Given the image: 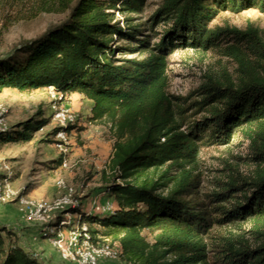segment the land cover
I'll use <instances>...</instances> for the list:
<instances>
[{
    "label": "trees",
    "instance_id": "obj_1",
    "mask_svg": "<svg viewBox=\"0 0 264 264\" xmlns=\"http://www.w3.org/2000/svg\"><path fill=\"white\" fill-rule=\"evenodd\" d=\"M64 2L62 11L74 0ZM147 2L77 0L64 22L0 58V93L48 87L77 93L93 103L90 122L109 124L112 154L101 173L115 208L105 214L79 206L69 211L87 225L92 243L100 237L116 242L122 263L264 264V40L251 27H210L221 12L264 14V0H160L143 23L135 25L132 17H125V25L114 21L115 10L141 16ZM152 37L159 40L150 46ZM116 38L130 45L111 47ZM186 48L216 49L236 65L231 77H208L189 103L168 92L166 74L167 56ZM134 52L147 55L116 58ZM48 123L28 119L0 133V141L29 142ZM245 125H254L263 138L254 148V176L231 179L208 200L226 206L210 209L195 198L198 182L190 164L201 145L228 144ZM72 130L82 131L66 129ZM58 131L52 129L45 141L54 143ZM61 221L53 227L62 228ZM238 222L251 223L248 239L221 237L210 249L213 227ZM11 234L0 226V264H43L10 243Z\"/></svg>",
    "mask_w": 264,
    "mask_h": 264
},
{
    "label": "rangeland",
    "instance_id": "obj_2",
    "mask_svg": "<svg viewBox=\"0 0 264 264\" xmlns=\"http://www.w3.org/2000/svg\"><path fill=\"white\" fill-rule=\"evenodd\" d=\"M64 1L0 0V58L8 56L23 42L37 38L48 29L64 22L77 0L70 4V9L62 11L60 3H65ZM159 3L160 0H148L146 9L138 17L115 10L113 12L114 21L125 25L123 23L125 17H132L135 19L133 22L135 25L143 23ZM210 27H229L240 31L251 27L257 29L264 40V14L254 9L240 13L221 12L210 23ZM143 31V34L152 35L150 31ZM155 31L161 32L159 28ZM139 37L142 38V36ZM158 40V37H152L150 46L158 43ZM128 45H130L128 42L117 38L111 43V47ZM146 55L147 52H134L126 55L116 54V58L133 59ZM235 68L233 60L216 49L206 52L190 48L179 49L167 56L168 92L180 98L181 101L186 98V102L189 103L194 98L193 92L205 83L208 77L216 79H222L224 76L231 77L234 75ZM75 97L74 100L70 98V95L59 98L45 89L30 93H19L16 90L8 89L0 93V105L5 110L0 118L3 119L2 124L7 128L31 118L49 121L48 125L34 132L29 142L0 144V178L4 176L3 166L8 165L13 174L10 178L12 188L35 205H52L63 194V191L57 187V182L63 181L66 186L75 189V194L72 196V200L76 202L75 207L79 206L83 211L89 213L93 212L91 208L94 199L88 198L92 194L108 197L114 202V199L105 190L101 173L111 157L113 140L109 124L105 122L90 124L88 122L89 106L86 104L88 102H85V98L80 94ZM52 105L68 107L77 115L76 126L82 129L79 133L74 130L73 133H70V144L65 157L68 163L66 168L60 167L57 163L59 159L62 160V156L58 154L54 143L45 141L46 135L56 127L52 120ZM186 112L189 115L193 110L189 108ZM259 144H263V138L258 134L255 126L245 125L235 130L228 144L201 145L194 162L189 167L198 182L195 198L208 203L209 196L224 189L225 184L231 179L252 178L257 165L253 158L254 148ZM103 147H105L104 152L102 151ZM24 191L25 194H23ZM224 205L226 206L225 203L220 202L208 203L210 209ZM69 209L66 208L62 212L54 211L51 213L49 223L40 224L37 228L40 243L50 248L52 246L48 238L55 236L58 230L65 237L75 229L81 230L78 214L65 215L64 212H70ZM0 219L6 223L4 227L12 232L10 243L16 242L18 245V228L27 229L23 226L24 222L31 221L27 220L16 201L0 204ZM58 219L65 221L66 225L56 229L53 226ZM3 222L0 221V225ZM85 227L87 228L86 224ZM94 228L101 230L98 226ZM250 229V222H238L235 226L231 224L215 226L209 235L210 249H212L213 243H218L221 237L237 239L238 235H242L248 239ZM143 234L151 241L149 233L144 231ZM99 239H102L99 244H109L111 248L115 249L116 242L111 238L100 237ZM28 253L43 264L56 263L43 257L44 252L37 248ZM213 257L211 252L209 254L210 261L213 260ZM61 261L67 264L62 259ZM98 264L124 263L118 258L101 259Z\"/></svg>",
    "mask_w": 264,
    "mask_h": 264
},
{
    "label": "built area",
    "instance_id": "obj_3",
    "mask_svg": "<svg viewBox=\"0 0 264 264\" xmlns=\"http://www.w3.org/2000/svg\"><path fill=\"white\" fill-rule=\"evenodd\" d=\"M53 96L59 98L65 97L61 93L54 90L53 87L45 88ZM52 120L55 122L59 131L54 137V146L62 156L61 167L68 166L65 159L68 153V145L70 144V133L66 129L77 123V115L65 105H52ZM5 113V110L0 105V116ZM0 118V133H5L9 128L2 124ZM4 176L0 178V204L2 202L16 201L21 207L27 220L38 224H47L51 220V213L56 210L64 211L66 208H75L76 202L72 200L75 194V189L68 187L63 181L57 182V187L63 191V194L52 204H33L29 202L25 196L19 195L11 185L10 178L13 176L8 165L3 166ZM115 208V204L111 199H106L103 203H98L96 200L92 202V211L97 214L111 213ZM65 215H71L70 212H64ZM79 216V215H78ZM80 216L78 217V220ZM70 220V219H69ZM67 221L68 223L70 221ZM66 225L65 221H61V226ZM81 230L75 229L68 233L65 237L61 233H56L55 236L49 237L50 245L58 252L59 257L67 264H98L101 259H118L121 254L120 246L115 243V249L109 244H94L90 240L89 233L85 227V223H80ZM49 235V233H46ZM51 236V235H50Z\"/></svg>",
    "mask_w": 264,
    "mask_h": 264
},
{
    "label": "crops",
    "instance_id": "obj_4",
    "mask_svg": "<svg viewBox=\"0 0 264 264\" xmlns=\"http://www.w3.org/2000/svg\"><path fill=\"white\" fill-rule=\"evenodd\" d=\"M45 89V88H44ZM44 89H40V90H44ZM8 90V89H6ZM78 94L77 93H74V94H70V98L71 99H75ZM85 102H88L86 104H88L89 106V117L91 116V107H92V101L90 100H87L85 99ZM89 117H88V122L90 124H94L92 122L89 121ZM0 144H9V143H5V142H2L0 141ZM113 145V144H112ZM105 150V147L102 148V151L104 152ZM59 154V153H58ZM61 160V159H59ZM61 167V164L59 165ZM88 198H92L94 200H96V202L98 203H103L106 199H109L108 197L105 198L103 196H96L95 194H92L90 195ZM1 222H3L1 219H0ZM4 223L0 226H4ZM24 227H26L27 229H23L22 227H19L18 228V236H19V244L18 246L20 248H22L25 252H29V251H32L34 248H37L39 250H42L44 253L42 254L43 257L47 258L48 260L51 259L52 261L56 262V263H49V264H64L61 259L59 258V255L58 253L56 252V250L52 247H47L46 245L42 244L39 242V236H38V227L40 226V224H34L33 222H29V221H26L24 222ZM57 233H61L60 230H58ZM46 241V240H45Z\"/></svg>",
    "mask_w": 264,
    "mask_h": 264
}]
</instances>
